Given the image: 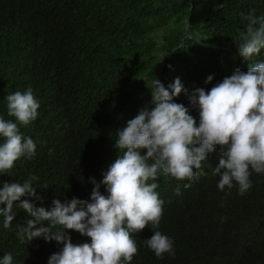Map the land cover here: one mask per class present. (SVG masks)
Wrapping results in <instances>:
<instances>
[{
  "label": "trees",
  "instance_id": "trees-1",
  "mask_svg": "<svg viewBox=\"0 0 264 264\" xmlns=\"http://www.w3.org/2000/svg\"><path fill=\"white\" fill-rule=\"evenodd\" d=\"M250 14L264 16V0H0V117L17 122L6 99L16 91L31 88L40 104L34 121L17 122L35 155L0 174V187L31 180L39 199L21 200L48 210L55 199L90 201L93 178L100 183L118 155L117 130L153 107L155 79L167 88L179 78L187 92L174 100L198 122L190 105L195 89L210 90L236 69L264 62V49L249 61L238 52ZM221 156L217 146L192 180L158 173L163 215L157 229L133 234L138 254L131 264H264V173L250 169L252 186L243 195L235 181L220 190L213 169ZM100 191L107 194L103 184ZM19 203L9 228L0 217V261L11 253L12 264H48L63 244L43 236L21 242L30 217ZM155 230L173 241L174 255L157 257L147 247ZM65 234L90 243L75 230Z\"/></svg>",
  "mask_w": 264,
  "mask_h": 264
},
{
  "label": "clouds",
  "instance_id": "clouds-1",
  "mask_svg": "<svg viewBox=\"0 0 264 264\" xmlns=\"http://www.w3.org/2000/svg\"><path fill=\"white\" fill-rule=\"evenodd\" d=\"M246 19L249 23L240 33L238 52L249 61L264 49V16L250 14ZM212 79L208 76L206 83ZM150 90L153 107L142 108L117 130L114 146L118 155L100 183L93 178L90 201L73 198L61 203L55 199L48 210L21 200L23 196L39 199L31 180L2 183L0 204L6 205L0 207L3 227L11 226L13 204L20 201L18 207L30 217L19 229L21 242L43 236L46 241L63 244L48 264H131L138 254L133 234L149 225L157 229L163 215V201L154 182L158 173L178 181L192 180L198 175L194 169H201L217 146L222 156L213 175L220 176V190L232 188L235 181L243 195L252 186L250 169L264 173V62L249 63L247 71L236 69L210 90L195 89L190 105L199 110L198 122L189 107L174 100L187 92L179 78L167 88L155 79ZM6 99L8 115L19 124L28 125L37 118L40 104L31 88L8 94ZM17 122L0 117V174L9 172L21 157L35 155L33 139L22 136ZM142 150L146 152L142 154ZM100 184L107 194L100 191ZM179 191L177 188L176 193ZM45 221L50 222L48 227L43 226ZM67 229L90 237V243H73L65 234ZM152 233L144 241L147 247L157 257L174 255L173 241L159 230ZM12 261L7 253L0 264Z\"/></svg>",
  "mask_w": 264,
  "mask_h": 264
}]
</instances>
